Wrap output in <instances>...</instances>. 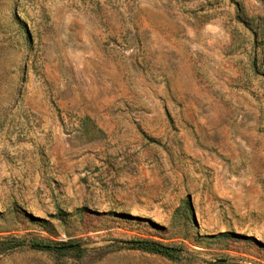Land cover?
Here are the masks:
<instances>
[{
	"label": "rangeland",
	"instance_id": "rangeland-1",
	"mask_svg": "<svg viewBox=\"0 0 264 264\" xmlns=\"http://www.w3.org/2000/svg\"><path fill=\"white\" fill-rule=\"evenodd\" d=\"M0 264H264V0H0Z\"/></svg>",
	"mask_w": 264,
	"mask_h": 264
},
{
	"label": "trees",
	"instance_id": "trees-1",
	"mask_svg": "<svg viewBox=\"0 0 264 264\" xmlns=\"http://www.w3.org/2000/svg\"><path fill=\"white\" fill-rule=\"evenodd\" d=\"M223 235H225V234H223ZM141 245H144L145 246L144 248L146 250H150L151 252L156 253V254H160V255L170 256L172 254V252L177 251L174 248H170V247L160 245L158 243L150 242V241L141 242Z\"/></svg>",
	"mask_w": 264,
	"mask_h": 264
}]
</instances>
